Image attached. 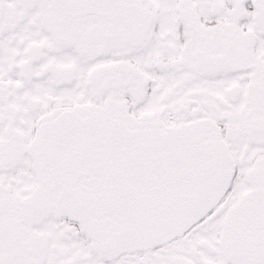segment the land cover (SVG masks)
Listing matches in <instances>:
<instances>
[{"label": "snow or ice", "instance_id": "1", "mask_svg": "<svg viewBox=\"0 0 264 264\" xmlns=\"http://www.w3.org/2000/svg\"><path fill=\"white\" fill-rule=\"evenodd\" d=\"M0 264H264V0H0Z\"/></svg>", "mask_w": 264, "mask_h": 264}]
</instances>
